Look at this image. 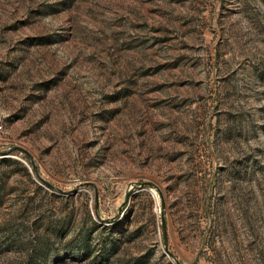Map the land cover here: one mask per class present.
Listing matches in <instances>:
<instances>
[{"label": "rangeland", "instance_id": "1", "mask_svg": "<svg viewBox=\"0 0 264 264\" xmlns=\"http://www.w3.org/2000/svg\"><path fill=\"white\" fill-rule=\"evenodd\" d=\"M0 264H264V0H0Z\"/></svg>", "mask_w": 264, "mask_h": 264}, {"label": "trees", "instance_id": "2", "mask_svg": "<svg viewBox=\"0 0 264 264\" xmlns=\"http://www.w3.org/2000/svg\"><path fill=\"white\" fill-rule=\"evenodd\" d=\"M17 164L21 167V168H20L21 171L24 172V173H26V175L29 176L28 169H27L25 166H23L21 163H19V162H17Z\"/></svg>", "mask_w": 264, "mask_h": 264}, {"label": "water", "instance_id": "3", "mask_svg": "<svg viewBox=\"0 0 264 264\" xmlns=\"http://www.w3.org/2000/svg\"><path fill=\"white\" fill-rule=\"evenodd\" d=\"M5 153H7V152H5ZM5 153H4V154H5ZM163 228H164V232H165V227L163 226ZM165 240H166V235H165Z\"/></svg>", "mask_w": 264, "mask_h": 264}]
</instances>
